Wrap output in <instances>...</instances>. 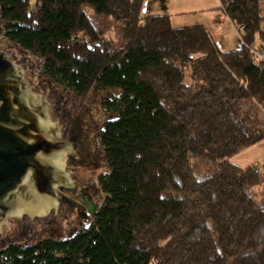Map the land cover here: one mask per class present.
<instances>
[{
	"label": "trees",
	"instance_id": "obj_1",
	"mask_svg": "<svg viewBox=\"0 0 264 264\" xmlns=\"http://www.w3.org/2000/svg\"><path fill=\"white\" fill-rule=\"evenodd\" d=\"M145 0H0L4 36L43 75L103 102L104 202L67 240L0 250V264H264L258 166L231 159L264 141V0H220L244 27L223 52L203 26L142 16ZM96 17L120 24L114 49ZM257 53L261 54L258 56Z\"/></svg>",
	"mask_w": 264,
	"mask_h": 264
},
{
	"label": "rangeland",
	"instance_id": "obj_2",
	"mask_svg": "<svg viewBox=\"0 0 264 264\" xmlns=\"http://www.w3.org/2000/svg\"><path fill=\"white\" fill-rule=\"evenodd\" d=\"M216 1L219 2V0ZM87 11L94 21L105 25L104 37L112 41L114 49H121L126 45L118 22L96 17L88 7ZM222 12L216 8L192 11L184 15H175L170 22L173 28L193 27L196 25L194 23L204 25L203 27L207 28L214 37L217 39L221 37L222 40L218 39L217 43L223 52L239 50L242 48L244 31L232 24L234 32L228 17ZM145 13L142 11L143 17H146ZM0 50L9 52L15 64L24 63L26 65L23 77L30 86L29 91L52 100L54 110L50 111V114L55 118L65 120L63 128L65 134L72 133L79 128L82 130L76 136L79 146L82 147L69 162V172L76 177L71 180V183L79 185L76 193L70 194L59 189L58 192L67 198L63 199L67 203L59 202L57 217H49L46 221L37 219L30 230L25 229L20 220L8 219L2 228L0 250L10 245L33 246L47 239H70L90 225L94 214L104 202L98 178L108 171V166L99 143V133L104 123L116 116L105 112L103 102L108 97L118 94L120 90H98L93 87L85 97L79 98L73 92L53 83L43 75L42 58L23 50L5 38L1 14ZM231 162L240 167L258 166L264 175V141L234 156ZM253 194L256 195L258 203L264 207V184L255 188Z\"/></svg>",
	"mask_w": 264,
	"mask_h": 264
},
{
	"label": "water",
	"instance_id": "obj_3",
	"mask_svg": "<svg viewBox=\"0 0 264 264\" xmlns=\"http://www.w3.org/2000/svg\"><path fill=\"white\" fill-rule=\"evenodd\" d=\"M24 70L0 50V236L10 218L30 230L37 219L57 217L67 199L58 190L75 194L79 186L69 162L82 147V130L63 132L65 120L50 114V98L29 91Z\"/></svg>",
	"mask_w": 264,
	"mask_h": 264
},
{
	"label": "crops",
	"instance_id": "obj_4",
	"mask_svg": "<svg viewBox=\"0 0 264 264\" xmlns=\"http://www.w3.org/2000/svg\"><path fill=\"white\" fill-rule=\"evenodd\" d=\"M212 6H215V7H212ZM211 8H216L218 11L222 12L220 0H219V2H217L216 0H145L142 11L146 12L145 13V14H147V15H145L146 17L156 16V15H168V16H170V21H171V19L175 15L176 16L184 15V14L190 13L192 11H206V10H209ZM230 23H231V21H230ZM194 24H196V25H193V26H204V25H199V23H194ZM231 25H232V23H231ZM232 30L235 32L233 25H232ZM234 32H233V34H234ZM211 35H212V33H211ZM213 38L216 41L218 39H221V37H218V39H217L214 36H213ZM232 51H236V50H232ZM225 52H227V51H225Z\"/></svg>",
	"mask_w": 264,
	"mask_h": 264
},
{
	"label": "built area",
	"instance_id": "obj_5",
	"mask_svg": "<svg viewBox=\"0 0 264 264\" xmlns=\"http://www.w3.org/2000/svg\"><path fill=\"white\" fill-rule=\"evenodd\" d=\"M240 30H241V31H244V27H240ZM257 55H258V56H261V54H259V53H257ZM261 58H263V57L261 56Z\"/></svg>",
	"mask_w": 264,
	"mask_h": 264
}]
</instances>
